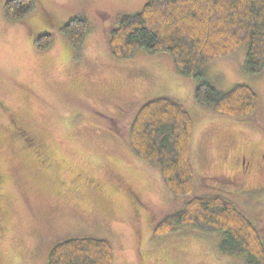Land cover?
<instances>
[{"label": "rangeland", "instance_id": "rangeland-1", "mask_svg": "<svg viewBox=\"0 0 264 264\" xmlns=\"http://www.w3.org/2000/svg\"><path fill=\"white\" fill-rule=\"evenodd\" d=\"M6 1L0 0V170L6 173L0 264H46L54 242L84 235L109 239L113 264H243L218 249L220 231L183 226L153 236L162 217L188 197L175 196L160 170L132 152L125 129L145 101L181 100L193 118L191 161L199 174L193 194L228 196L264 236V69L245 71L246 49L203 69L220 92L247 83L258 93L255 112L242 119L199 103L195 80L176 71L167 51L130 59L110 53L107 32L117 17L139 12L148 0H38L20 20L7 18ZM75 17L90 25L78 48L61 29ZM43 33L53 42L42 49L35 39ZM6 110L38 137L48 163L13 136Z\"/></svg>", "mask_w": 264, "mask_h": 264}, {"label": "trees", "instance_id": "trees-1", "mask_svg": "<svg viewBox=\"0 0 264 264\" xmlns=\"http://www.w3.org/2000/svg\"><path fill=\"white\" fill-rule=\"evenodd\" d=\"M38 0H7L4 13L20 20L38 5ZM90 25L75 17L64 23L62 32L75 48L81 46ZM36 45L47 48L53 35L43 33ZM109 51L115 57L132 58L145 51H167L176 71L191 77L199 103L214 112L249 118L258 107L259 96L247 83L218 91L203 78L209 60L246 49L244 69H264V0H148L139 12L121 13L107 32ZM193 118L179 99L151 98L135 111L125 138L144 162L160 170L168 189L181 206L165 214L154 227L160 238L175 228L191 227L223 232L218 249L243 264H264V236L254 218L228 196L219 193L193 194L199 174L191 161ZM193 194V195H192ZM191 196V197H190ZM109 239L84 235L62 238L52 244L46 264H113Z\"/></svg>", "mask_w": 264, "mask_h": 264}, {"label": "flooded vegetation", "instance_id": "flooded-vegetation-1", "mask_svg": "<svg viewBox=\"0 0 264 264\" xmlns=\"http://www.w3.org/2000/svg\"><path fill=\"white\" fill-rule=\"evenodd\" d=\"M2 106L4 107V104H2ZM6 112L10 116V125L12 126L13 136L19 140V142L23 147H32L35 150L34 152L38 154V156L42 157L41 160L44 163H48L49 158L45 156L44 150L42 146H40L41 142L38 140V137L32 135L30 128L25 124V122L19 116L11 112V110L9 111L6 110ZM247 169H249V167H247ZM247 169H242V170L244 171ZM5 177H6L5 171L0 170V199L3 194L2 186L3 183L5 182ZM88 180L90 182H93V178L91 177ZM2 228H3L2 219L0 217V229Z\"/></svg>", "mask_w": 264, "mask_h": 264}]
</instances>
